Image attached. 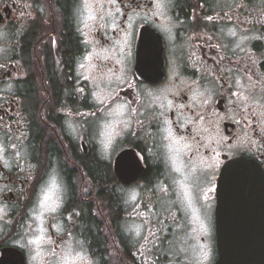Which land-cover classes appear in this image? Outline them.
Wrapping results in <instances>:
<instances>
[{"label":"flooded vegetation","instance_id":"obj_1","mask_svg":"<svg viewBox=\"0 0 264 264\" xmlns=\"http://www.w3.org/2000/svg\"><path fill=\"white\" fill-rule=\"evenodd\" d=\"M82 1L0 0V264H139L131 207L184 192L215 262L221 170L264 172V0H97L79 23ZM98 82L135 123L108 158Z\"/></svg>","mask_w":264,"mask_h":264},{"label":"rangeland","instance_id":"obj_2","mask_svg":"<svg viewBox=\"0 0 264 264\" xmlns=\"http://www.w3.org/2000/svg\"><path fill=\"white\" fill-rule=\"evenodd\" d=\"M97 3V0H83L82 5L79 4L76 10L79 23L88 20L94 9H100ZM98 81L106 83V79ZM108 93L107 84L98 82L97 106L102 115L96 123V139L102 142L98 146L100 157L107 158L113 151L109 145L110 137L114 138L117 134L126 137L132 128L135 129V123L127 115L124 105H108L106 102ZM173 149H177L175 144L167 147V151ZM181 172L183 171H178L179 174ZM184 178L185 181L177 183L179 187H186V180H190L186 174ZM132 197L135 202L137 193ZM193 199L191 192L189 194L184 192L175 201H163L161 208L163 214L159 219L149 214L142 218L136 213L137 205L132 206L131 209L134 211L126 219V226L133 232L131 238L138 248L134 250L129 247L130 261L134 258L135 261L139 259V264H213L214 248L207 239L210 227L207 226L206 219L200 215L198 208L193 206ZM142 204L146 207L149 203ZM210 219L209 216L208 222ZM203 237L206 238L205 241L201 240ZM80 258L82 256L80 257L74 250H69L66 256L67 263L72 264H79Z\"/></svg>","mask_w":264,"mask_h":264},{"label":"water","instance_id":"obj_3","mask_svg":"<svg viewBox=\"0 0 264 264\" xmlns=\"http://www.w3.org/2000/svg\"><path fill=\"white\" fill-rule=\"evenodd\" d=\"M148 80L144 74L139 75ZM213 264H264V172L244 158L229 161L216 183Z\"/></svg>","mask_w":264,"mask_h":264},{"label":"snow or ice","instance_id":"obj_4","mask_svg":"<svg viewBox=\"0 0 264 264\" xmlns=\"http://www.w3.org/2000/svg\"><path fill=\"white\" fill-rule=\"evenodd\" d=\"M49 199H51V197L49 196V195H45V201H47V200H49Z\"/></svg>","mask_w":264,"mask_h":264}]
</instances>
